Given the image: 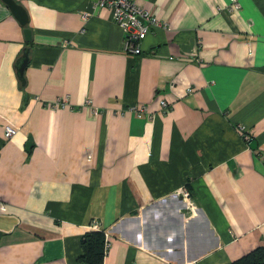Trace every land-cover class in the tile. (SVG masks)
<instances>
[{
  "label": "crops",
  "instance_id": "0c3cea01",
  "mask_svg": "<svg viewBox=\"0 0 264 264\" xmlns=\"http://www.w3.org/2000/svg\"><path fill=\"white\" fill-rule=\"evenodd\" d=\"M16 1L31 38L0 0V264H79L93 222L103 264H227L264 244V0H134L161 23L139 55L94 0Z\"/></svg>",
  "mask_w": 264,
  "mask_h": 264
},
{
  "label": "built area",
  "instance_id": "2783aa9c",
  "mask_svg": "<svg viewBox=\"0 0 264 264\" xmlns=\"http://www.w3.org/2000/svg\"><path fill=\"white\" fill-rule=\"evenodd\" d=\"M96 7L108 8L112 21H114L124 32V52L127 55H139L142 52L141 42L147 36L148 33L152 32L153 28L161 25L156 16L147 9L139 6L134 0H94ZM227 9L230 12H234L240 9L239 0H229ZM191 89L188 88V91ZM61 102L56 101L51 104L52 107L60 105ZM161 112L164 113L170 109V103L162 98L160 100ZM138 117L146 116L151 117L148 114L145 106H139L134 108ZM237 129L241 132L242 139L245 141L250 139V132L241 125H237ZM17 129L12 126H6L4 129V136L10 138L14 136ZM176 194L181 196L188 204L189 209L194 207L191 200V193L185 186L180 187L176 190ZM94 229H99L96 222L92 223ZM107 239L108 249V235L104 232Z\"/></svg>",
  "mask_w": 264,
  "mask_h": 264
},
{
  "label": "trees",
  "instance_id": "16d2710c",
  "mask_svg": "<svg viewBox=\"0 0 264 264\" xmlns=\"http://www.w3.org/2000/svg\"><path fill=\"white\" fill-rule=\"evenodd\" d=\"M106 251L107 239L104 230H87L80 237V253L77 261L79 264H103ZM227 264H264V244L256 246Z\"/></svg>",
  "mask_w": 264,
  "mask_h": 264
},
{
  "label": "water",
  "instance_id": "95a60500",
  "mask_svg": "<svg viewBox=\"0 0 264 264\" xmlns=\"http://www.w3.org/2000/svg\"><path fill=\"white\" fill-rule=\"evenodd\" d=\"M10 10L12 15L17 19L20 25L23 27V33L25 40L28 42L31 38L30 29L26 26L28 22V15L26 13L25 8L22 4L18 3L16 0H1ZM192 46V41L187 45V48ZM29 47L26 46L22 49V53L17 57L14 67L16 70V76L19 82L24 85V70L28 64L29 60Z\"/></svg>",
  "mask_w": 264,
  "mask_h": 264
},
{
  "label": "rangeland",
  "instance_id": "374dc122",
  "mask_svg": "<svg viewBox=\"0 0 264 264\" xmlns=\"http://www.w3.org/2000/svg\"><path fill=\"white\" fill-rule=\"evenodd\" d=\"M188 210H190L188 207H187Z\"/></svg>",
  "mask_w": 264,
  "mask_h": 264
}]
</instances>
